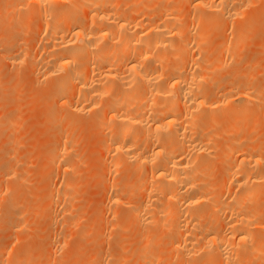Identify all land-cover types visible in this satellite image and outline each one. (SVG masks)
Here are the masks:
<instances>
[{
	"label": "bare ground",
	"instance_id": "bare-ground-1",
	"mask_svg": "<svg viewBox=\"0 0 264 264\" xmlns=\"http://www.w3.org/2000/svg\"><path fill=\"white\" fill-rule=\"evenodd\" d=\"M22 1H29L34 6L32 16H39L41 39L37 42L33 40L31 47L26 49L28 52L25 50L26 53L22 51L23 53L20 54L15 51L19 54L16 56L12 55L13 53L9 51L7 45L6 49L0 50V61L1 59L2 61L8 60L15 64L16 61H22V57L27 56L30 60L29 63L34 64V69L37 72L36 74L35 70L32 69V73L34 72L36 76L40 75L39 77H43L50 84L48 86L45 81L42 82L54 91L53 100L62 102L61 104L65 106L67 111L78 113L82 117H91L90 119H93L92 121L96 124V131L104 135H102L103 137L100 136L102 139H98L97 146L102 149L106 156L104 157L105 160H109V162H105L104 167L102 166L103 163L101 166L99 165V167H103V172L100 171L101 174L98 177L103 178L102 182L104 183H100L106 184V190L110 185L107 183L112 182L111 187H109L112 190L105 198L108 201L105 202L107 205L103 203L104 208L112 205L106 207L110 211L113 206L118 207L115 210L118 212L116 214H119L121 208L122 210L126 209L124 210V213L128 212L126 216L129 214L127 217L132 219V222L133 218L138 221V229H142L140 226L146 228V232L148 227L151 229L147 235H145L146 232L139 231L142 236L145 235V238L143 236L145 240L140 243L136 253H134L135 255L132 256L133 258L135 256L133 264H155L154 261L163 252L162 248V251L159 250L157 254L154 251L153 248L159 244H165L167 247L168 256H166L168 258L179 255L183 259H190L195 254L203 253L205 260L200 259V261L205 262L204 264H256L260 259L263 263L264 207L256 208L257 204L253 202L254 195L260 193V189H264V159L259 155V152H262L260 145L237 144L230 141V135H237L244 131L240 128L231 127L227 129L228 127L224 126L222 129L220 128V131H217L218 117L225 112H235V121L245 120L251 115L247 105L240 110L234 106L238 103L248 104L252 102L256 104L258 102V92H256L258 88L246 80L243 81L241 78L239 80L238 76L241 75V71L238 69L229 73L231 76L228 79L227 77L215 76L218 75L215 74L216 71L227 65L228 60L232 59V57L228 58V54L225 55L228 51L232 54L237 53L239 56L246 52L240 51V48L236 49L237 41L233 45L226 43L231 46L225 43L221 44L218 47L219 50L215 52L220 51L223 55L225 51V56H221V53L220 56L216 54L214 59L207 57L208 49L205 46L209 38L207 28L217 29L220 26L219 21L220 23L221 21L228 22L232 18L240 17L242 9L249 5L251 0H178L180 5L177 8L171 7L175 5L174 3L170 4L172 0H154L153 3L151 2L152 5L150 4L151 6L148 3L149 0H130L131 3H125L126 5H123L122 0V3L120 0H75L77 5L76 9L74 6V11L67 9L73 5V0H11L9 4L13 5V9L19 11ZM168 4L171 6L169 7ZM85 5L87 6V13H83L84 17L80 19L81 14L79 17L77 14H79V9L82 10ZM127 5L129 7L128 12L123 9ZM185 6L189 8L186 7V9ZM190 8H192L191 16L189 11V13L184 14V11L190 10ZM1 11L0 13H2ZM180 11H183V14L187 16L184 17L185 19ZM5 27L7 28V26ZM194 27H197L198 30L195 31ZM17 33L19 32L17 31ZM240 38L241 35L236 40H241ZM3 47L5 48L4 45ZM23 63L21 62V64ZM36 80H38L37 77ZM45 85L43 86L46 87ZM5 89L4 91H6ZM44 92H47L46 89ZM40 93L41 99L44 93L42 90ZM62 105L58 104L57 106L61 107ZM49 111L51 110L49 109ZM82 117L80 119L78 117L80 121L75 119L81 123ZM72 125L74 127V124ZM61 136H63L62 133ZM95 136V138L99 137V135ZM219 136L229 137V139L226 138L225 145L216 144L215 138ZM60 141L57 139L51 147L52 149L49 147L51 150L49 149L48 157L53 161L58 157L71 160L72 158H69L73 155L70 152L71 149L69 150L65 140L62 141L63 143ZM100 148L98 149L100 150ZM215 150L216 152L219 151L222 161L226 163V169L222 176L220 174L218 176V172H215L218 177L222 178L212 188L210 186L213 181L211 183L209 181L210 185H207L208 183L204 182V179L209 177L207 172L211 170L210 159L216 153ZM65 161L62 167L60 165L61 169L66 166L64 169L69 168L71 170L72 167L70 166L73 163L71 164L67 159ZM14 164L16 166L17 163ZM121 167L122 174L123 170H132L129 174L130 170L126 171L127 176L122 175L121 182L124 179L123 183L119 182L120 179L115 181L113 177V180L108 179V173L111 176V171L118 170V168L121 170ZM16 169L18 168L16 167ZM64 169L62 170L65 172ZM22 172L19 173L22 174ZM66 172H69L68 169ZM1 174L3 177L12 175L8 170ZM21 178L19 177V179ZM25 179L27 180V178ZM67 182L69 181H66L65 186L62 185L65 188L64 191H60V188L54 186L50 188L48 185L50 196L48 194L45 196L49 197V203H54L57 198L60 200L57 202L62 203L63 201V205L69 202V199L71 202L72 199L74 200V198H68L67 201V197L64 196L72 188V183ZM114 188L115 190H113ZM132 189L138 190L134 191L136 195ZM140 191L142 192L140 197L132 196L131 192L138 196L136 192L139 193ZM1 192L3 193L2 189ZM1 192L0 196L2 195ZM16 192L17 197L18 191ZM21 192L19 193L21 194ZM72 193L69 194L71 197ZM248 199L252 200V208L249 206L251 203H248ZM262 199L261 202H264ZM21 200L23 201V199ZM256 201L258 203V200ZM67 205L68 203L65 204L66 209L60 213L69 211L67 209L69 205ZM60 207L62 208V206ZM99 208L101 209L98 206ZM106 208L105 210H107ZM26 209L24 210L26 211ZM259 209L261 210L258 211ZM115 212L114 214L110 213L112 218L116 217ZM101 213L102 219L104 213L102 215ZM124 213L122 217L125 216ZM16 215H14L16 218L20 216L22 219V214ZM20 218L17 219L20 220ZM72 218L75 223L74 216ZM168 219H175L173 222L176 225L174 224L175 227L171 226L174 230L170 232L164 230L169 233L172 232L171 234L167 233L169 234L167 236L164 234L166 232H162L164 235L160 232L165 228L162 223ZM19 220H17L18 222H11L8 229L11 228L10 231H12V229L20 228L24 221L21 223L22 220ZM25 224L23 225L24 228L27 227ZM125 224L127 223L123 225L125 226ZM161 226L163 229H159L160 231L158 230L157 233V228ZM256 232L262 233V238L258 237L259 234L255 235ZM98 233L100 232L98 231ZM24 239L26 240V238ZM255 239L260 242L263 241L257 243V248L253 246ZM60 241L62 242V240ZM16 243L18 244L17 241ZM21 248L23 250V246ZM39 248L41 250V246ZM19 250H21L20 247ZM253 250H256L257 255L255 254L251 258L245 256ZM25 251L26 248L24 253ZM51 253H53L52 247ZM128 255L131 256V254ZM14 256H11L10 260L13 259L11 264H18V260L14 259L16 258ZM113 258L117 260L116 256ZM103 259L105 258L103 257ZM108 260L110 259L108 258ZM65 263L67 264V262Z\"/></svg>",
	"mask_w": 264,
	"mask_h": 264
},
{
	"label": "rangeland",
	"instance_id": "rangeland-1",
	"mask_svg": "<svg viewBox=\"0 0 264 264\" xmlns=\"http://www.w3.org/2000/svg\"><path fill=\"white\" fill-rule=\"evenodd\" d=\"M77 1L73 0L74 3H72L73 5H71L67 8L68 11H72V10L74 11L76 9ZM10 2H11V0H7V1L5 0V2H4V0L0 1V11L2 10L1 11L2 13H0V19H1L0 20V23H1L0 24V41H1L0 42V50L6 49V47L8 45L9 51H11L13 53L12 55L16 56L18 54L16 52H19L21 54V53H23L22 51L25 52V50L27 48L31 47L30 45H32V42L40 41V39H41V36H40L41 34L39 33L40 32V29H39V27H40L39 23L40 22H39V16L38 15H35V17L32 16L33 15L32 13H34V6L32 5L31 2L22 1L21 2L22 4L19 6V7H21V9L19 11L17 9L16 10L13 9V7H12L13 5L9 4ZM122 2L124 3L123 5H126L125 3H129V4L131 3L130 0H122ZM122 2L120 0V3H122ZM151 2L153 3L154 0H152V1L149 0V2H148L149 5L151 4ZM4 3H6V4H4ZM23 3H24V5H23ZM143 3H144V5H146L145 2H143ZM148 3H147V6H149ZM172 3H174L175 5L171 6L168 4L169 7L175 6V8H177V6L180 5L178 3V0H172L170 2V4H172ZM74 6H75V9H74ZM19 7H18V9H19ZM84 7H82L83 8L82 10L79 9V14H77L78 17L80 14L82 15V18L80 15V19H83V17H84L83 13H87L86 12L87 6L85 5ZM125 7H126V9H125ZM125 7H123V9L127 10V12H128V9H129L128 5ZM186 7H188V6H185V8ZM186 9H184V10H186ZM191 9L192 8H190V10L188 9V10L184 11V14L185 13L187 14L190 12L189 14L191 16ZM241 12H242L241 16L236 18V19L232 18L231 20H228V22L221 21V23L219 21L220 26L218 25L219 28H217V29L211 28V27L207 28V31L209 32V34H208L209 38L207 39V41L205 43V46L208 49L207 57L209 59H212V58L214 59V56L216 54H217V56L218 55L220 56L221 52L220 51L215 52V51L219 50L218 47H220L221 44L231 43L233 45V43H236L235 41H237L238 45L236 46V49L238 50V48H240L239 49L240 51L243 50L246 52H244L242 56L241 55L239 56L237 53L232 54L229 51L227 53L224 51L223 55L221 53V56H225L228 54V58L232 57V59L228 60L229 62L226 63L227 65L219 68L215 73L218 75H215V76L227 77V79H228V77L231 76V74H229V73L233 72L235 69H238L239 71H241V75L238 76L239 80H241V79L243 81L246 80V81L250 82L251 84L257 86L258 90L256 92H258V95H257L258 96L257 97L258 102L256 104H253L252 102H250L248 104L238 103L234 106L236 109L240 110L242 107L247 105V107L251 111V115L248 116L245 120L235 121L234 120L235 112L234 113L233 112H231V113L225 112L224 114L219 115V117H218L219 126L217 128V131H220V128L222 129L224 126L228 127L227 129H229L231 127L243 129L244 131L240 132V134L230 135V139H229V137H226V136L225 137L228 138L232 142L234 141L237 144H246L247 143V144L253 145V146H256L257 144H258L257 146L260 145L259 147H260V150L262 152H259L260 154L259 153H255V154H259L264 159V0H251V3H249V5H247L246 7H244ZM180 13L183 14V11H180ZM184 14L182 16H183V18L184 17L186 18L187 16H185ZM36 16H37V18H36ZM2 23H4V24L2 25ZM21 23H22V25H21ZM4 25L7 26V28ZM193 29L195 31L198 30L197 27H194ZM9 30H10V33H9ZM12 31H13V33H12ZM17 31L19 33H17ZM36 32H37V35H36ZM7 34H8V36H7ZM13 34H14V36H13ZM240 35H241V38H240L241 40H236V38H239ZM10 36L12 39L10 38ZM39 36H40V38H39ZM3 37H5V38H3ZM242 37H244V38L242 39ZM14 38H15V40H14ZM30 40H32V41L30 42ZM22 41L25 43H23ZM240 41H242V42H240ZM26 43H29V44H26ZM3 45L5 46V48L3 47ZM226 45L231 46L230 44H226ZM234 45H236V44H234ZM22 46H24V47H22ZM27 50H26V52H28ZM23 59H25V60H23ZM4 61H6V62H4ZM4 61H2V59L0 61V67H1L0 68V74H1L0 75V155H1L0 156V162H1V164H0V170H1L0 171V181H1L0 184H1V187L0 188L3 191V193H2L1 189H0V192L2 194L0 196V249H4V250L0 251V253L2 254V255L0 254V264H2V263L3 264H9V263L11 264V262L13 261V259L10 260L12 258L11 257L12 255L13 256L15 255L14 257H16V258H14V257L13 258L18 260V262H17L18 264H60V263L66 264L65 262H67V264H101V263L105 264L107 262H108V264H114V263H116V264H119V263L120 264H133L135 256H134V258L132 256L135 255L134 253H136L137 248L140 246V243L143 240H145L144 239L145 235H147V233L151 229L148 227L147 232L145 231L146 228H143L142 226H140V227L142 229H144V231H142V229H138V227H139L138 221L133 218V222H132V219L128 218L129 214H127L128 217L126 216V213H128V212L124 213V210H126V209L122 210V208H121V210H120V207H119V210H120L119 214H116L118 212H115V210H117L118 207L116 208L115 206H113L114 209H112L113 208L112 207V208H110L112 211L111 210L108 211L109 208H106V207L112 206L108 203V205H110V206H106L105 208L107 210H105L103 203L105 204V202L106 203L108 202L107 199L105 200V198H107L108 193H110V190H112V188H109V187H111L110 185L112 182L107 183V185L108 184H110V185H108V188L106 190V187H105L106 184L105 185L101 184V183H104V182H102L103 178L98 177V175L101 174L99 172L103 170L102 168L104 167L103 166L104 163L109 162V160L108 161L105 160L104 157H106V156L104 155V152H102V149L99 146H97L99 143V140L102 139V137L104 135L101 132L96 131V128H97L96 124L94 121H92L93 119L92 120L90 119L91 117L89 118V116L88 117L84 116L87 118V120H86V118L82 117V115H79L78 113L76 114L75 112L67 111L65 109V106L61 104L62 102L60 103L59 101L56 102V100H53L54 99V91L52 89H50L51 87L48 88V86L50 84L47 83V81H45V79L43 77L42 78L39 77L40 75L36 76L37 72L34 69L35 66L33 63L30 62L31 64H33V67H31L32 65L29 63L30 60L27 56L22 57V61H16L15 62L16 65L14 64V62H11V61H8V60H4ZM26 61H27V63H26ZM8 62H10V63H8ZM21 62H24L25 64L23 63L24 64L23 65V64H21ZM32 69L35 70L36 74L34 72L32 73ZM30 73H31V75H30ZM36 77L38 80H36ZM39 79H41V80H39ZM43 81H45V83H47L48 86L45 85V83H42ZM41 83H42V85H41ZM43 85H45L46 87H44ZM40 87H41V89H40ZM4 89L6 91H4ZM45 89L47 92H44ZM41 90H42V93H44L45 95L43 94L44 97L42 96V98L40 99V95H41L40 91ZM54 101H55V103H54ZM58 104L62 105L64 107H62V106L59 107V106H57ZM49 109L51 111H49ZM56 109H58V110L56 111ZM55 112H56V114H55ZM62 112H63V115H62ZM45 114H46V116H45ZM48 114H49V116H48ZM50 114H52V115L50 116ZM52 116H54V117H52ZM57 116H59V117H57ZM73 117H74V120H76V121L73 120ZM78 117H79V119L81 117L83 118V119H81V121H82L81 123L80 122L78 123V121H77ZM59 118L61 120V123L59 121ZM70 118L73 120L72 123H71L72 120ZM75 118H77V119H75ZM82 123H84V124H82ZM72 124H74V127ZM80 124H81V126H80ZM7 127H10V128H7ZM91 127H92V129H91ZM87 128H89V129H87ZM93 128H94V130H93ZM75 132L77 135L75 134ZM61 133L63 136H61ZM93 133H94V135H92ZM95 135H97V136L99 135V137L95 138L96 137ZM5 136H6V138H5ZM100 136H102V137H100ZM226 138H224V136L223 137L219 136V137L215 138L216 144L219 143L218 145H220V144L225 145L226 144V142H225ZM57 139L59 141H60V139H63L60 141L61 143H63L64 140L66 141L67 147L69 148V150L71 149L70 152H72V154L74 155V157L72 155V157H69V158H72V159L75 158V159L70 160V159L65 158V157H63V158L58 157V158H56V160L54 159V161L50 160L48 155H49L50 150L52 149L51 147H53V145L55 144L54 142ZM77 139H78V141H76ZM2 144H4V145H2ZM97 147L100 148V150ZM216 150H218V149H216ZM216 150L214 152H216ZM45 151H47V152L44 153ZM1 152L4 154L2 155ZM10 154H12V155H10ZM6 155L9 156L8 159H7ZM15 155H16V157H15ZM18 156H20V157H18ZM77 158H78V161H77ZM65 159L69 160L68 162H71V164L73 163L70 166V167H72L71 170L69 168H67L69 171L68 173L66 172L67 169H64V168H66V166L62 168L65 170V172L61 169V167L65 164V163H63L65 161ZM210 160H211L210 166H212L210 168L211 172L210 171H209L210 173L207 172V174L209 175V177H208L209 179L207 177H205L207 180L204 179V182H207L208 183L207 185H210L211 181L214 182L218 179L215 183L212 182L210 187L213 188L215 186V184L217 185V182L218 183L220 182V179L222 177H218V176H219V174H220V176H222L224 170L226 169V163L222 161V158L220 156L219 151L214 153L213 157H211ZM14 163H17L16 166ZM101 163H103L102 168L99 167V165L101 166ZM77 164H78V166H77ZM60 165H61V167H60ZM215 166H216V168L214 169ZM16 167L18 169H16ZM6 170H8L12 174L10 177H3L2 176L1 173L6 171ZM116 170L117 169H115V171ZM213 170H214V172H213ZM115 171H111V176H110V173H108L110 177L107 174L108 179L109 178L112 179V177H113V179L115 181L120 179L119 182H121V180H122L121 178H123V176H125V175L127 176L129 173L132 172L131 169H128V170L126 169L127 172L129 171L128 174L125 170H123V174H122V167H121V170L118 168V170L116 172ZM14 172H17L16 173L17 175ZM19 172L20 173L22 172V174H20ZM215 172H218L217 173L218 176L216 175ZM115 173H117V174H115ZM212 173L214 175V178H212L213 177ZM71 174H73V175H71ZM107 176H106V178H107ZM19 177L20 178L22 177L21 179H23V180L19 179ZM25 178H27V180ZM99 179H101V180H99ZM210 179H212V180H210ZM16 180H17V182H16ZM64 180L69 181L67 183H70V184L72 183V185H71L72 188L69 189V192L72 193V191H73L72 197L69 195L71 193H69L68 190H67L68 193L67 192L66 193L70 197H68L67 195H64V196L67 197L66 198L67 201H68V198H74V200L72 199V202H71V200L69 199V202H66L63 205L62 199H61L62 203L61 202L59 203L57 201H60V200H59V198H57V200L54 201V203L53 202H52V204L49 203V201H48L49 197L48 196H50L49 190H50L51 186H54L55 188H60V191L61 190L64 191L65 188L63 186L66 185V181H64ZM19 181H20V183H19ZM109 181H111V180H109ZM123 181H124V179H123ZM123 181L121 183H123ZM209 181H210V183H209ZM2 185H3V187H2ZM48 185L50 186V188ZM116 185H117V183H116ZM46 186H47V188H46ZM61 188H64V189H61ZM73 189H75V190H73ZM102 189H104V190H102ZM116 189H117V187H116ZM113 190H115V188ZM262 190L264 191V189H262ZM262 190L260 189V193L255 194L258 196L254 195V197H253V198H255L254 199L255 201L253 200V202L255 204H257L256 205L257 207L254 206L256 208H259V206L264 207V202H261L262 198H263L262 200H264V192ZM16 191H18L17 197L15 194V193H17ZM132 191L134 192V191H138V190L132 189ZM19 192H21V194H23V195H21ZM133 192H131V193H132V196H134V197H140L139 195L142 194L141 191H140L141 193L136 192L138 194V196H135L136 194L134 192L135 195H133ZM46 194H48L47 197L45 196ZM105 194H107V195H105ZM221 196H222V194H221ZM18 197H19V200H17ZM20 198L23 199V201H25V202H23ZM256 198H258V199H256ZM103 199H104V202H103ZM251 199L250 200L248 199V203L252 202ZM77 200H78V202H77ZM256 200H258L259 205H258ZM134 201H135V199H134ZM98 202H101V203H98ZM136 202H138V201H136ZM67 203L69 205V206L67 205L69 207V208H67V209H69V211H67L65 213L63 212V214L60 213V211L62 212L63 209H66L65 204H67ZM36 204H38V205L36 206ZM16 205H18L19 207H17ZM105 205H107V204H105ZM60 206H62V208ZM98 206L101 207V209L103 208L102 211L100 208L98 209ZM249 206H251V208H252V203H251V205L249 204ZM30 207H32V208H30ZM13 208H15V209H13ZM24 209H26V211ZM32 209H34V210H32ZM261 209H259L258 211H260ZM121 211H123V212H121ZM55 212H56V216H55ZM114 212H115L116 217L112 218L113 217L112 214H114ZM19 213H20V215L22 214L21 215L22 219L20 218L19 215H18L19 217H17V218H20V220H22L21 223L24 221V223L27 224V227L24 228V226H23L24 223H22L21 227H23V229L20 230V228H21L20 227V228H18L19 230L18 229H14V230L12 229V231H10L11 228L8 229L10 226V223L19 220L15 217V216H17L16 214H19ZM100 213H101V215L104 213L102 215L103 216L102 219H101ZM110 213H112V214L110 215ZM123 213L125 215L124 217H122ZM72 215L74 216V220L76 221L75 223L73 221ZM104 215H105V217H104ZM2 217H3V219H2ZM15 218H16V220H15ZM95 218H96V220H95ZM97 218H99V219H97ZM126 218H127V220H126ZM5 219H6V221H5ZM26 219H27V222H25ZM103 219L105 220V222ZM121 220H122V222H121ZM125 220H126V222H125ZM129 220H131V221H129ZM168 220L164 221L165 224L162 223V226L165 225L164 227L166 229L165 228L163 229L161 226V227L157 228V233L162 229H163V231H161L160 233L166 232L164 234H167L170 231L174 230L173 227H175V225H176V223H174L175 219L169 220L170 222ZM97 221H98V223H96ZM134 221H136V222H134ZM114 222L116 225L114 224ZM172 222H173V224H172ZM124 223H127V224H125L126 227L123 225ZM26 224H25V226H26ZM137 225H138V227H137ZM122 226H124V227H122ZM171 226H173L172 227L173 229L171 228ZM83 227H85L86 229ZM150 227H152V226H150ZM164 230H167V231L169 230V232L164 231ZM56 231H58V232H56ZM98 231L100 233H98ZM139 231L144 232V233L146 232V234L143 235L144 238H143L142 234H140ZM153 231H154V229H153ZM171 233H169V234H171ZM54 234H55V237H54ZM169 234H167V236ZM258 234H259L258 237L262 238V233L256 232L255 235H258ZM57 235L59 236V238ZM24 238H26V240ZM80 238H81V240H79ZM262 239L264 240V236ZM56 240L58 241V243H55V242H57ZM60 240H62V242ZM16 241L18 242V244L16 243ZM23 241L25 242V244ZM262 242L255 239L254 243H253L254 248H257V245H258L257 243H262ZM3 244H6V245H3ZM19 244H21V245H19ZM58 244H60V245H58ZM122 244H124V245L121 248ZM39 245L41 246V250L39 248L40 247ZM56 245H58V246H56ZM18 246L20 247L21 250H19ZM22 246H23V250L21 248ZM159 246L156 245L153 248L154 251L156 252V254H157V252H159V250L162 251V249H163V252L162 253L160 252L162 255L156 261H154L155 264H164V263L170 264L171 262H172L171 264H182V262H183V264H204L205 263V262L200 261V259L202 261L204 259L203 253H198L197 255L195 254L194 256L190 257V259L189 258L183 259L179 255H178L179 258H178V256L173 257V258H168L167 257L168 256L167 255L168 250H166L167 247L165 246V244L164 245L159 244ZM2 247H4V248H2ZM24 247L26 248L25 253H24V250H25ZM51 247H52L53 253H51ZM63 247H64V249H62ZM68 248H69V250H68ZM127 248H128V250H127ZM164 249H165L166 253H164L165 252ZM124 250H126V251H124ZM3 251L5 252L4 254H3ZM117 252L119 253L118 255H117ZM155 252H154V254H155ZM152 253H153V250H152ZM36 254H37V256H36ZM128 254H131V256H129ZM255 254H256V250L255 251L253 250L252 252L245 254V256L246 257L249 256V258H251V257H254ZM109 255H110V257H109ZM95 256L97 258H94ZM115 256H116L117 260H115V258H113ZM103 257L105 259H103ZM162 257H163V259H162ZM108 258L110 260H108ZM174 258H175V260H174ZM261 258H262V256H261ZM263 258H264V255H263ZM178 259H179V261H178ZM1 260H2V262H1ZM62 260H64V262H62ZM103 260H107V261L103 262ZM178 262H180V263H178ZM258 263L264 264V259H263V263H262V259H260V261ZM258 263H256V264H258Z\"/></svg>",
	"mask_w": 264,
	"mask_h": 264
}]
</instances>
